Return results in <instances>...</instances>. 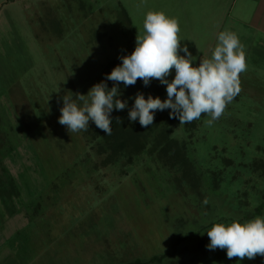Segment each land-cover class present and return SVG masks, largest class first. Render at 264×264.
<instances>
[{
	"label": "rangeland",
	"instance_id": "1",
	"mask_svg": "<svg viewBox=\"0 0 264 264\" xmlns=\"http://www.w3.org/2000/svg\"><path fill=\"white\" fill-rule=\"evenodd\" d=\"M261 3L0 0V179L24 168L26 187L15 217L0 195V264H164L151 260L176 249L181 264H251L229 259L226 249L210 250L207 231L214 223L264 218ZM150 10L178 19L181 48L195 57L193 66L211 57L221 31L236 33L244 46L241 91L222 116L210 127L207 114L171 126L192 164L184 174L148 148L131 162L106 160L96 151L100 139L58 122L63 96L76 100L101 81L110 84L106 68L143 33ZM255 20L261 23L253 28ZM174 76L173 69L167 79ZM129 143L142 149L139 136ZM8 178L0 191L12 188ZM28 188L38 194L30 196L27 214Z\"/></svg>",
	"mask_w": 264,
	"mask_h": 264
},
{
	"label": "clouds",
	"instance_id": "2",
	"mask_svg": "<svg viewBox=\"0 0 264 264\" xmlns=\"http://www.w3.org/2000/svg\"><path fill=\"white\" fill-rule=\"evenodd\" d=\"M143 33L137 34L136 47L130 55L122 56V64L114 67L106 80L114 82L109 89L101 81L95 84L87 95L76 93L78 106L72 95L66 94L61 99L63 107L58 122L67 126L69 132L87 131L89 121L105 135H111L112 111H122L127 101L120 95L119 84L133 86L137 80L148 86L155 79L166 85L167 99L151 95L145 99L137 93L134 105L129 111V120L139 121L147 128L154 122L155 111L171 109L170 118L178 119L180 125L191 123L207 114L210 119L206 126H212L224 113L226 106L241 91L240 74L246 71L244 46L236 33L225 30L218 34V43L211 57H203L198 66H193L195 57L188 47L181 48L180 26L177 18L167 16L163 11H148L143 20ZM185 55H180V52ZM175 70L174 79L167 77ZM87 97V99H86ZM117 123H122L116 117ZM203 203L207 205L208 199ZM210 250L226 249L229 259L243 260L264 256V218H256L240 223H214L207 231Z\"/></svg>",
	"mask_w": 264,
	"mask_h": 264
},
{
	"label": "trees",
	"instance_id": "3",
	"mask_svg": "<svg viewBox=\"0 0 264 264\" xmlns=\"http://www.w3.org/2000/svg\"><path fill=\"white\" fill-rule=\"evenodd\" d=\"M122 14L125 17L127 24L130 26L131 20L130 17H128L127 12L123 11ZM135 47L136 41H132L127 46V50L122 56L130 55L134 51ZM121 64V59L113 61L111 64L108 65V68H106L107 70L105 72V75L109 74L114 69V67ZM109 83L110 84H108V86L109 89H111L114 86V82L110 81ZM119 92L120 95L117 98L122 101H127V107L122 111H118L115 109L112 111L111 135H105V133L101 129L96 127L94 122H92V124L88 127V133H90V135L92 134L91 137L94 139H100L99 147L96 148L97 153L100 155H105L106 160H113V162L116 161V159H118V161H122L123 159H125L126 161L131 162L140 154L145 152L143 150L148 148L149 153L155 155L156 160L163 162L166 167L173 170H177V173L181 174H184L188 171L191 172L192 164L190 162V159L188 158L185 146H181V143L171 138V126L172 124H174V121L176 119L170 118L169 112L165 110L155 111L154 122L147 128L142 127L138 119L135 122L129 120V111L134 105V98L136 94L142 93L145 99H147L149 95L153 96L154 98L158 97L163 93V86L160 84V82L158 80L153 79L150 81L148 86H145L143 81L138 79L135 85L127 87H125L121 82L119 84ZM116 117H119L122 123H117ZM138 136L139 147H141L142 149L133 148V146L129 143L130 139H137ZM160 138H165V140L160 141ZM142 140L144 141V145L141 144ZM110 162L112 163V161ZM18 172H20L21 174H17ZM18 172L16 174H10L9 171H7L6 176L1 177L0 179L1 183L9 176L8 179L10 180H8V186L12 188H6L4 190H1L0 195L5 200L4 202H7V204H9L7 207L12 210L13 214L11 215L13 217L19 214L17 213L18 206H20V204H24L25 202L23 201L22 203L20 191H26V187H23L24 183L21 182V175L24 173V168L22 169V171ZM181 176L179 178H181ZM183 176L184 179L185 177H188L187 174ZM10 183L11 185H9ZM28 189L29 197L27 198V202L29 203V211H27V214L28 212H31V208L33 205L32 199H35L36 194H38L36 193V190H32V188ZM30 196H32V199ZM176 251L177 249L175 250V252ZM175 252L166 253L160 257L155 256L152 258L151 261H161V263L164 264H181L182 261L181 263H179L178 259L174 257ZM262 263L263 261L262 259L260 261L259 255H257L254 259H251V264Z\"/></svg>",
	"mask_w": 264,
	"mask_h": 264
},
{
	"label": "crops",
	"instance_id": "4",
	"mask_svg": "<svg viewBox=\"0 0 264 264\" xmlns=\"http://www.w3.org/2000/svg\"><path fill=\"white\" fill-rule=\"evenodd\" d=\"M237 1H239V0H236V3H237ZM246 1H248V3H249V2H251V1H253V2L255 1V2H256L257 0H246ZM259 1H262L261 4H263L262 7L264 8V0H259ZM261 4H260V5H261ZM259 17H264V9H263V13L260 14ZM260 23H261V21H259V20L256 21V20H255L254 23H252L251 25H252V27L254 28L255 26H257V25L260 24Z\"/></svg>",
	"mask_w": 264,
	"mask_h": 264
}]
</instances>
